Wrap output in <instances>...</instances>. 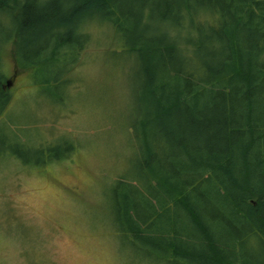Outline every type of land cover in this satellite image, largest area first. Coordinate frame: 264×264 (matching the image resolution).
I'll return each mask as SVG.
<instances>
[{
	"label": "trees",
	"instance_id": "trees-1",
	"mask_svg": "<svg viewBox=\"0 0 264 264\" xmlns=\"http://www.w3.org/2000/svg\"><path fill=\"white\" fill-rule=\"evenodd\" d=\"M92 16L144 65L152 109L145 181L119 182L113 227L168 264H264V0H0L19 66L45 84L78 62Z\"/></svg>",
	"mask_w": 264,
	"mask_h": 264
},
{
	"label": "rangeland",
	"instance_id": "rangeland-1",
	"mask_svg": "<svg viewBox=\"0 0 264 264\" xmlns=\"http://www.w3.org/2000/svg\"><path fill=\"white\" fill-rule=\"evenodd\" d=\"M2 28L0 76L10 100L0 112V154L18 148L27 161L0 156V264H168L135 254L110 221L118 226L119 182L145 181L152 109L137 55L112 26L87 17L78 62L58 66V83L45 84L52 73L21 68L15 36L6 40Z\"/></svg>",
	"mask_w": 264,
	"mask_h": 264
},
{
	"label": "water",
	"instance_id": "water-1",
	"mask_svg": "<svg viewBox=\"0 0 264 264\" xmlns=\"http://www.w3.org/2000/svg\"><path fill=\"white\" fill-rule=\"evenodd\" d=\"M10 86V82H8V87Z\"/></svg>",
	"mask_w": 264,
	"mask_h": 264
}]
</instances>
